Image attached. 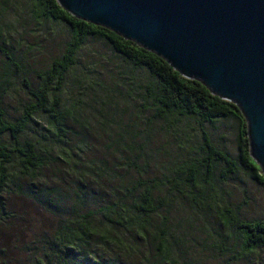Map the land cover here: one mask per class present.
<instances>
[{"label": "trees", "instance_id": "1", "mask_svg": "<svg viewBox=\"0 0 264 264\" xmlns=\"http://www.w3.org/2000/svg\"><path fill=\"white\" fill-rule=\"evenodd\" d=\"M27 1L34 18L66 24L71 39L62 56L37 74L36 87L25 84L34 102L20 119L9 122L0 102V237L10 236L6 229L15 218H30L31 223L32 215L48 214L56 222L52 239L43 236L51 253L45 254L49 264L54 259L57 264H94L92 260L107 251L126 254L129 259L145 258L141 251H148V255L154 252L168 260L173 237L168 234L167 218L172 204L167 197H160L166 187L163 181L143 178L153 161L150 145L154 138L149 126L138 130L134 123L144 112H152L150 122H169L177 135L184 127L196 132L200 142L198 156L179 170L188 175L186 182L200 187L202 193L175 194L182 185L175 177L169 196L189 194L195 204L205 202L204 193L220 163L224 167L223 181L240 172L264 186L263 173L249 155L246 121L233 103L212 95L201 83L183 78L164 60L135 43L70 16L55 0ZM2 34L0 29V37ZM89 38L103 41L142 79L131 82V90L125 95L117 89L99 94L86 90L82 96L86 99L88 93L90 102H62L66 73ZM4 56L11 64V59ZM133 100L139 105L132 107ZM37 116L44 118L42 128L32 139L20 141L29 121ZM226 119L238 124L235 158L217 148L205 128ZM5 136L13 144L19 176L27 184L26 189L16 185L17 193L7 187L10 179L5 165L12 163L13 156L2 142ZM15 197L30 202L25 215L12 211L18 203ZM39 223L37 219L34 226ZM223 223L236 228L244 252L264 247V220L242 221L229 209ZM6 245L12 258L8 263L1 261L13 264L19 248ZM0 252H4L1 247Z\"/></svg>", "mask_w": 264, "mask_h": 264}, {"label": "rangeland", "instance_id": "2", "mask_svg": "<svg viewBox=\"0 0 264 264\" xmlns=\"http://www.w3.org/2000/svg\"><path fill=\"white\" fill-rule=\"evenodd\" d=\"M0 29L3 31L0 37V102L6 119L13 123L20 119L25 108L34 102L25 84L37 86V74L47 70L53 60L62 56L66 44L71 39V32L64 23L34 18L27 0H0ZM4 55L11 59V64ZM139 79H142V76L118 58L103 41L89 38L77 53L75 65L66 73L62 102L70 103L72 99L90 102L88 93L86 99L82 96V92L86 90L99 94L117 89L125 95L131 90V82H139ZM138 105L139 101H131L132 107ZM151 113L144 112L134 123L138 130L149 126V131L154 136L150 145L153 149V161L148 165L143 178H156L166 185L160 197L168 198L172 204L167 218L168 234L173 237V240H169L172 243L171 255L167 260L154 252L148 255V251H141V254L146 255L145 258L136 256L129 259L126 254L122 256L117 252L107 251L101 252L92 260L93 263L264 264V247L244 252L243 239L237 235L236 228H227L223 223V216L229 209L242 221L264 220V186L251 181L240 172L223 181L221 171L224 167L220 163L214 169L210 189L207 188L206 194L204 193L203 199L206 201L195 204L189 194L192 192L194 195H200L202 190L187 183L188 175L181 172L179 167L193 162L198 156V136L196 132L185 127L177 135L167 121L150 122L148 119ZM44 123L42 116L34 117L29 121L20 141L32 139ZM205 128L217 148L233 158L237 156V121L226 119ZM186 136H190L189 140L185 139ZM90 138L94 139L93 136ZM8 139V136L2 139L13 156L12 163L5 165L10 179L7 187L17 193L16 185L26 189L27 184L26 180L19 176L18 157ZM120 174L122 175L121 172ZM128 177L138 178L134 175ZM175 177L180 179L182 185L174 193L179 194V191H182L189 194L169 196L170 182ZM15 198L18 203L12 211H20V214L25 215L26 208L30 209V202L20 197ZM32 217L34 222L31 223L30 218H27V221L13 219V225L6 229L10 236L7 239L0 237V247L4 251L0 252V264H5L3 261L7 262L12 258L6 244L10 248H19L13 264H37L38 261L49 264L45 254L48 252L51 256V253L47 251L48 246L45 245L43 236L45 235L46 240L52 239V229L56 227V222L48 214L43 217L35 214ZM37 219L40 223L34 226ZM0 234H3L1 230ZM52 263L58 262L54 259Z\"/></svg>", "mask_w": 264, "mask_h": 264}, {"label": "water", "instance_id": "3", "mask_svg": "<svg viewBox=\"0 0 264 264\" xmlns=\"http://www.w3.org/2000/svg\"><path fill=\"white\" fill-rule=\"evenodd\" d=\"M233 103L264 176V0H55Z\"/></svg>", "mask_w": 264, "mask_h": 264}]
</instances>
